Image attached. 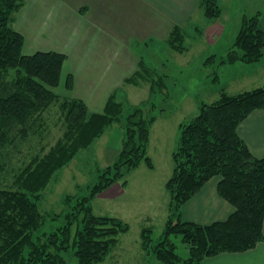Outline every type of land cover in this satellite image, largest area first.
<instances>
[{"label": "trees", "instance_id": "trees-1", "mask_svg": "<svg viewBox=\"0 0 264 264\" xmlns=\"http://www.w3.org/2000/svg\"><path fill=\"white\" fill-rule=\"evenodd\" d=\"M25 3L0 0V150L19 137L25 138L34 114L56 101L51 89L60 86L68 58L58 51L24 53L25 36L14 21ZM200 5L208 18L221 15L219 0H201ZM263 15L264 11H258L243 17L233 51L221 64L264 58V31L259 26ZM181 33L183 28L176 26L168 40L175 50L184 52L186 49L177 44ZM139 72L126 82L137 85ZM12 73L15 75L10 79ZM73 83V75L68 74L66 88L71 90ZM61 108L67 124L63 138L25 167L17 190L0 188V264H99L116 248L119 235L130 230L121 218L96 214L91 202L142 162L154 167L147 150L156 117L146 116L139 105L124 115L125 109L114 94L102 113L92 112L83 99L74 97L64 99ZM257 109H264V87L236 94L223 92L212 103H200L199 113L180 124L173 153L175 166L166 184L170 202L164 232L157 239L151 226L141 232L143 248L154 261L203 264L208 257L245 252L264 241V157L254 156L238 133V126ZM120 121L125 122V142L117 160L104 169L89 195L76 198L72 212L48 219L39 208L41 193L80 150ZM3 159L0 170L7 162ZM215 176L221 177L219 194L235 211L210 224L184 220L183 205ZM49 220L53 228L48 231ZM75 222L78 224L73 229ZM179 235L189 246L186 257L177 252L172 238Z\"/></svg>", "mask_w": 264, "mask_h": 264}, {"label": "rangeland", "instance_id": "rangeland-1", "mask_svg": "<svg viewBox=\"0 0 264 264\" xmlns=\"http://www.w3.org/2000/svg\"><path fill=\"white\" fill-rule=\"evenodd\" d=\"M141 2L140 10L139 5L129 3V0H118L117 4L112 0L108 9L122 19L127 15L123 16L117 6L129 15L148 9L149 16L151 11L153 13L151 18L148 16L152 30L160 29L147 40L126 38V59L121 62L115 57L118 54L114 53L113 38L94 28L89 20L69 22L66 12L55 23L57 25L50 24L52 19H45V7L40 0H29L28 6L15 14L14 26L26 36L25 51L32 52L38 47L69 50L72 64L83 72V80L89 84L83 86L89 87V95L86 96H91L92 101L101 100L111 89L114 91L109 94H114L115 100L122 104L124 115L139 105L144 108L146 116L156 117L151 126L147 150L155 167L149 168L142 162L138 169L132 170L125 179L114 183L91 202L96 214L121 218L130 226L128 232L119 235L118 244L108 258L99 264L154 263L152 256L143 248L141 232L145 226H151L155 239L164 232L170 202L166 182L175 166L173 153L179 142L180 124L199 113L200 103H212L223 92L235 94L241 90L237 89L241 85L230 81L238 66H233L235 62L221 63L233 51L243 17L264 11V0H219L223 12L218 18H208L200 5L191 12V18L178 24L183 26L184 35L181 33V41L177 44L189 49L183 53L175 50L166 38L170 29L160 33L164 21L162 11H155L154 5L147 0ZM143 18L146 20L147 17L143 15ZM156 19L160 24L155 22ZM141 60L144 61L143 67L139 64ZM241 67L239 72L244 73ZM254 67L252 69L255 70ZM135 70L140 71L137 85L120 79L119 75L132 77L137 72ZM14 75L12 73L10 79ZM51 90L58 98L48 108L34 114L28 135L22 140L17 138L14 144H7L5 149L0 150V158H4L1 161H7L0 170L1 189L17 190L18 177L25 167L34 158L50 152L67 131L61 107L64 99L73 98L72 89L68 90L66 79H61L60 86ZM92 101H89L90 104H93ZM92 106L98 108L100 105ZM100 108L91 111L99 113L103 111ZM124 123L112 124L92 145L80 150L55 174L39 199L40 211L48 219L72 212L76 198L89 195L100 174L117 160L125 142ZM78 222L74 223L73 229ZM48 223H51L47 224L49 231L53 224L50 220ZM172 238L177 252L182 257L188 256L189 246L182 241V237Z\"/></svg>", "mask_w": 264, "mask_h": 264}, {"label": "crops", "instance_id": "crops-1", "mask_svg": "<svg viewBox=\"0 0 264 264\" xmlns=\"http://www.w3.org/2000/svg\"><path fill=\"white\" fill-rule=\"evenodd\" d=\"M41 5L45 7V19H52V23L55 24L58 22V19L62 16L63 13H68L69 22L75 21L76 19L89 20L93 27L102 31L103 34H109L114 42V53L118 54L115 56L121 60L125 61V53L127 51L126 38H136L147 40L153 37L154 33H158L160 29L152 30V25L149 22L150 18L153 16V13L145 12H133L129 15L128 12L122 10L123 16L127 18H121L116 13H113L108 9L112 5V0H40ZM125 1V0H124ZM142 0H129V3L134 5H139L140 10L142 8ZM149 4L154 5L155 11L160 9L163 13V26L162 32L164 29H170L167 39L171 31L176 27L181 25L180 22H183L191 18V12H193L197 7L200 6V0H147ZM115 3H118V0H115ZM124 3V2H123ZM29 0H26L24 7L28 6ZM125 4V3H124ZM49 7V8H48ZM23 8V7H22ZM201 9V7H200ZM202 10V9H201ZM108 11V12H107ZM127 12V13H126ZM203 12V11H202ZM223 12V11H222ZM157 14V13H156ZM155 14V15H156ZM140 15V16H139ZM145 15L146 20L143 18ZM71 16V18H70ZM81 16V17H80ZM148 16L150 18H148ZM48 17V18H47ZM16 21V19H15ZM14 21V24H15ZM54 22V23H53ZM157 24H160L158 19L155 21ZM148 23V24H147ZM57 25V24H55ZM260 28L264 31V15L261 17L259 22ZM181 27V26H180ZM183 27V26H182ZM17 29V28H16ZM18 30V29H17ZM19 31V30H18ZM22 33V32H21ZM166 33V32H165ZM23 34V33H22ZM24 35V34H23ZM163 35V34H162ZM26 39V36H25ZM128 45L130 42L128 41ZM26 40L24 45L25 54H33L37 51H58L67 55V60L65 61L62 69V80L66 79L68 74L73 75V87L72 94L74 98L83 99L89 109H98L103 108V111L106 106V100L113 93L114 90H109V93L103 99L96 100L95 102L90 99L89 87H84L83 85L89 84L83 80L82 73L78 71L76 66L72 64L71 53L67 49L54 47V48H34V50L25 51ZM31 49V48H29ZM186 50L189 51L188 48ZM185 50V51H186ZM184 51V52H185ZM183 52V53H184ZM84 57V56H82ZM254 63V64H252ZM245 63L242 61L235 62L233 66H238L237 70L234 72L231 82H234L236 85H241L237 89L238 91L244 92L247 90H252L254 88L264 87V58L259 61ZM140 64V61H139ZM121 65V64H120ZM241 68H244V73L239 72ZM255 66V70L252 67ZM224 67V66H223ZM135 70L134 72H136ZM93 73V71H91ZM88 75V74H87ZM90 77V76H89ZM88 77V80L91 79ZM120 79H124L126 82L127 75L120 76ZM87 88V92L84 93V90ZM236 94V93H235ZM89 101L95 105H100L98 108H92L93 104H90ZM102 111V110H101ZM99 113H102V112ZM115 124V123H114ZM238 133L240 137L249 147L252 154L256 157H264V109H257L253 111L239 126ZM125 138V137H124ZM150 139H151V130H150ZM150 143V140H149ZM155 167V166H154ZM138 169V168H137ZM153 170V169H152ZM221 180L220 176H215L211 178L204 187L195 194L190 200H188L182 207V218L187 221H193L201 224H210L215 221H222L227 219L234 211L235 207L228 200L223 198L218 192V184ZM167 184V182H166ZM147 190V189H146ZM168 191V190H167ZM263 232H264V222H263ZM153 264H164L160 261H154ZM203 264H264V241L258 243L256 247L245 251V252H236V253H222L214 257H208L203 261Z\"/></svg>", "mask_w": 264, "mask_h": 264}]
</instances>
